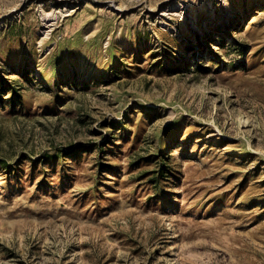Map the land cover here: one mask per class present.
Listing matches in <instances>:
<instances>
[{"label":"rangeland","instance_id":"obj_1","mask_svg":"<svg viewBox=\"0 0 264 264\" xmlns=\"http://www.w3.org/2000/svg\"><path fill=\"white\" fill-rule=\"evenodd\" d=\"M0 264H264V0H0Z\"/></svg>","mask_w":264,"mask_h":264}]
</instances>
